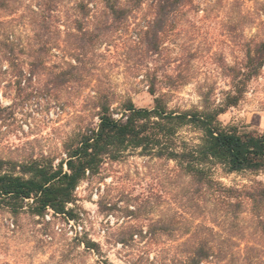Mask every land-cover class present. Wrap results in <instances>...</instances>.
<instances>
[{"label": "rangeland", "instance_id": "1", "mask_svg": "<svg viewBox=\"0 0 264 264\" xmlns=\"http://www.w3.org/2000/svg\"><path fill=\"white\" fill-rule=\"evenodd\" d=\"M7 1L9 7L0 9L5 170L31 162L58 166L79 133L97 126L98 94L153 107L152 76L173 110L201 107L202 95L225 105L238 94L239 103L225 107L220 122L240 132H264V63L254 73L252 59L264 49V0H187L168 17L153 52L139 43L143 26L153 20L149 0L116 27L102 12L103 0H87L92 12L84 27L100 37L84 53L74 50L80 0H55L49 34L39 30L37 8L44 0ZM43 40L49 41L45 48ZM6 45L14 50L10 60ZM42 49L44 60L32 66ZM74 56L82 71L59 83L55 74L76 64ZM201 137L189 126L177 135L188 145ZM212 174L227 187L264 184V169L228 174L217 165ZM32 207L33 199L0 207V264H179L200 247L213 255L201 264H264V222L249 206L228 214L205 189L198 192L176 162L140 149L106 159L97 174L86 176L67 205L71 216L51 210L37 216ZM69 221L81 233H71Z\"/></svg>", "mask_w": 264, "mask_h": 264}, {"label": "trees", "instance_id": "2", "mask_svg": "<svg viewBox=\"0 0 264 264\" xmlns=\"http://www.w3.org/2000/svg\"><path fill=\"white\" fill-rule=\"evenodd\" d=\"M147 0H103L102 12L116 27L119 21L129 19L142 10ZM153 20L142 28L139 43L148 52L157 51L161 33L168 17L187 0H149ZM58 6L55 0H44L38 6L39 30L50 33L51 17ZM9 1L0 0V9H7ZM77 9L81 23L77 26L76 51L84 53L98 40L84 27V20L92 9L87 0H80ZM111 27V23L109 25ZM49 43L43 40V48ZM264 46V44H263ZM45 49L37 51L32 57V66L44 60ZM74 51V52H76ZM14 50L6 45V58L12 59ZM258 67L264 63V49L256 50L252 58ZM76 64H69L66 71L55 74L59 83L68 84L75 74H79V59L72 57ZM157 78H150V94L154 96L151 108H138L130 98L118 102L116 98L98 94L95 99L98 124L95 128L81 131L74 144L67 150V158L58 166L49 163L31 162L4 169L0 160V207L17 208L26 199H33L32 213L41 216L48 209L61 215H72L67 205L75 200V190L88 175L99 172L106 160L117 161L129 150L140 149L145 155L166 158L176 162L179 172L187 176L197 191L205 189L211 200L222 205L228 214L238 213L245 206L250 207L252 215L264 222V184L254 183L249 187H227L213 178L214 166L220 165L228 174L258 172L264 169V132L260 134L240 132L237 127L224 126L219 116L225 107L235 106L240 96H228L225 105H215L202 95V106L187 110H173L168 107L164 95L157 94ZM116 103L118 105L113 107ZM117 115V117H116ZM198 130L202 137L197 145L179 143L178 131L184 127ZM89 247V246H87ZM193 257L179 264H201L213 255L197 249Z\"/></svg>", "mask_w": 264, "mask_h": 264}, {"label": "built area", "instance_id": "3", "mask_svg": "<svg viewBox=\"0 0 264 264\" xmlns=\"http://www.w3.org/2000/svg\"><path fill=\"white\" fill-rule=\"evenodd\" d=\"M48 210H51V209H48ZM52 211V210H51ZM48 218V217H47ZM69 227H68V229L69 230H71L72 228L74 229V231L73 230H71V233H75V235H77L78 233H81V231H82V227H80V226H76L72 221H69ZM14 225L12 224V227H13Z\"/></svg>", "mask_w": 264, "mask_h": 264}]
</instances>
